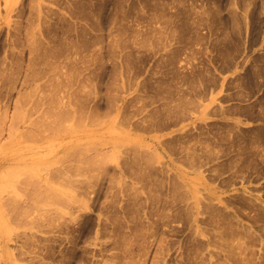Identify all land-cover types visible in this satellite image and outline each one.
Returning a JSON list of instances; mask_svg holds the SVG:
<instances>
[{"label": "rangeland", "instance_id": "rangeland-1", "mask_svg": "<svg viewBox=\"0 0 264 264\" xmlns=\"http://www.w3.org/2000/svg\"><path fill=\"white\" fill-rule=\"evenodd\" d=\"M1 171L0 264H264V0H0Z\"/></svg>", "mask_w": 264, "mask_h": 264}, {"label": "bare ground", "instance_id": "bare-ground-1", "mask_svg": "<svg viewBox=\"0 0 264 264\" xmlns=\"http://www.w3.org/2000/svg\"><path fill=\"white\" fill-rule=\"evenodd\" d=\"M1 169H2V168H1ZM3 171H4V170H3ZM3 171L0 172V173H1V174H0V177L2 176V172H3Z\"/></svg>", "mask_w": 264, "mask_h": 264}]
</instances>
